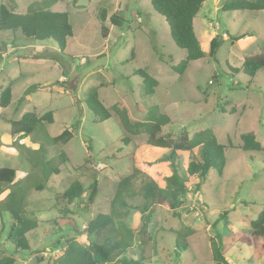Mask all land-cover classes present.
<instances>
[{
    "label": "rangeland",
    "instance_id": "obj_1",
    "mask_svg": "<svg viewBox=\"0 0 264 264\" xmlns=\"http://www.w3.org/2000/svg\"><path fill=\"white\" fill-rule=\"evenodd\" d=\"M35 1L40 0H16V4L0 0V4L25 12ZM225 1L205 0L194 17V32L204 56L189 61L182 73L172 66H177L186 52L175 44L167 22L154 11L150 0H56L49 9L66 11L73 28L62 51L52 39L36 40L19 30L0 31V87L7 79L17 77L9 105L0 108V167L14 168L15 180L33 176L34 169L17 145L20 142L37 148L38 142L30 136L11 137L9 130V122L24 112L42 115L51 111L53 121L44 122L49 136L65 127L71 131L66 143L46 146L47 158L65 153L67 161L60 165L59 173L50 176L43 190L30 187L26 191V209L39 224L26 235L29 251H22L14 264H57L65 240L73 236L81 243L86 239L111 240L108 229L75 234L70 226L54 222L60 218V208L64 207L61 195L71 181L79 179L88 186L97 180V193L88 210L83 207L88 192L68 205V216L80 230L98 213H107L117 181L133 164L140 170L134 180L136 189L150 178L164 185L171 166L168 161L157 160L170 150L149 143L144 130L136 135L124 131L112 109L114 105L125 108L131 121L148 120L147 112L155 106L170 118L157 135L177 137L185 130L192 136L209 129L225 146L222 173L209 170L200 192L188 195L186 204L178 209L179 217L166 204H153L142 220V197L128 201L131 207L126 223L137 231L145 222V232L142 239L136 237L126 256L140 260V264H213L210 239L218 234L232 264H264V237L251 236V245L241 240L252 231L250 222L264 207V69L250 78L240 68L245 56L262 51L264 10H222ZM103 8L105 21L100 19ZM112 15L125 22L121 26L112 24ZM102 23L109 28L106 37L101 33ZM212 37L220 40L216 60L208 54ZM137 69L156 79L151 94H145L142 78L134 73ZM45 81L48 86L35 88L28 98L19 101L28 86L40 84L37 82L46 85ZM95 90L110 111V117L102 121L85 103L88 93ZM247 132L255 135L261 150L238 148L240 135ZM123 136H129L130 141H122ZM177 154L179 171L185 175L191 159H202L200 147ZM8 191L5 189L0 200ZM224 210L228 211L230 235L224 220L212 225ZM11 222L7 212L0 216L3 255L13 251L6 240ZM188 228L192 232L185 238L187 247L177 256L175 231L186 232Z\"/></svg>",
    "mask_w": 264,
    "mask_h": 264
},
{
    "label": "trees",
    "instance_id": "obj_2",
    "mask_svg": "<svg viewBox=\"0 0 264 264\" xmlns=\"http://www.w3.org/2000/svg\"><path fill=\"white\" fill-rule=\"evenodd\" d=\"M15 3V0H12ZM205 0H150L151 6L155 12L164 17L169 26L170 36L175 44L183 48L186 52L185 58L177 65L172 66L175 71L183 72L189 61L199 59L204 56L199 40L194 32L193 19L201 8ZM56 0H40L28 5L25 12L20 13L9 8L7 4H0V31L19 30L21 34L32 37L36 40H54L62 51L67 39L73 35V28L69 21L66 11H53L49 7ZM16 4V3H15ZM260 10L264 9V0H226L222 4V10ZM106 10L103 8L100 12V19L105 21ZM112 24L121 26L125 20L112 15L110 18ZM102 36L106 37L108 27L101 24ZM242 34L237 36L240 38ZM220 47L218 37H212L209 41L208 54L216 60L217 52ZM241 71L246 76L253 78L259 69H264V44L262 51L257 54L245 56L241 63ZM135 74L142 78L145 94H151L156 85V79L150 76L143 69H137ZM46 85L32 84L26 88L22 101L28 96V93L35 88L45 87ZM11 100V87L7 85L0 91V108L9 105ZM85 103L99 121L110 117L109 109L99 99L97 91L89 92ZM112 109L118 114L121 126L129 135H136L141 130L148 134V142L162 149H169L170 152L157 161H168L171 170L164 176V185H160L154 179H148L139 188H135L134 180L140 173L138 167L134 164L126 175L122 176L116 183L115 192L109 202L107 213H98L93 219L89 220L87 225L80 230L76 221L68 216L71 205L76 200H80L86 192L87 203L83 206L88 210L90 202H93L97 193V180L85 186L83 181L75 179L69 183L63 191L61 197L64 207L60 208V218L54 220L55 223L70 226L75 234L81 232L92 234L102 229H108L111 234V240L106 242H97L86 239L84 243L79 242L74 236L65 240V248L62 254L57 258V264H140V260L129 258L126 252L133 246L136 237L142 239L145 232V222L138 226L137 231L131 228L125 221L128 214L130 199L141 196L143 201L139 206L141 219L144 220L146 213L153 204H166L174 216H180L178 209L186 204L188 195L199 193L202 183L206 180L210 169H216L220 175L225 166V146L217 142L215 135L209 129H203L189 136L187 131L182 130L181 134L173 137L172 134L157 135L161 127L170 121L169 116L159 113L155 106L148 111V120L131 121L127 110L116 105ZM53 116L51 111L42 115H37L34 111L24 112L19 119L11 120L10 136L17 138L32 137L33 142H38L37 148H31L23 143L17 145L19 149L25 152L26 160L34 169L33 176L27 174L22 179L15 180L16 170L12 167H0V195L9 189L4 198L0 200V216L7 212L12 222L9 226L6 240L12 245L13 251L3 255L0 250V264H14L22 251H29L27 233L34 230L39 220L28 213L25 204L26 191L33 187L37 191L44 189L47 181L52 174H58L60 165L67 161L65 153L60 151L57 158H47V145L64 144L71 138V131L68 127L55 135L49 136L45 133L44 122L51 123ZM16 141V140H15ZM122 141L128 143L129 136H123ZM240 147L242 150L259 151L262 146L253 133L247 132L240 135ZM14 146V144H13ZM200 147L201 161L191 159L186 167V175L179 171L177 163V151H192L193 148ZM90 144L88 145V149ZM197 176V178H193ZM78 206V203H77ZM228 211L219 213L218 218L213 222L215 227L221 220H224L223 226L230 235L227 223ZM252 231L247 237H241L251 245V236L264 237V207L259 211L255 219L250 222ZM189 229V228H188ZM192 232L189 229L186 232L175 231V254L180 255L187 247L185 238ZM220 235L215 234L211 241V257L213 264H232L225 256V247L222 246ZM116 259V260H115Z\"/></svg>",
    "mask_w": 264,
    "mask_h": 264
},
{
    "label": "crops",
    "instance_id": "obj_3",
    "mask_svg": "<svg viewBox=\"0 0 264 264\" xmlns=\"http://www.w3.org/2000/svg\"><path fill=\"white\" fill-rule=\"evenodd\" d=\"M15 1H16V0H15ZM204 2H205V1H204ZM204 2H203V3H204ZM15 3H17V2H15ZM200 10H201V8H200ZM200 10H199L198 12H200ZM260 10L262 11V10H264V9H260ZM198 12H197V13H198ZM20 13H23V12H20ZM201 23H202L203 25H205V24H204V20H203V16L201 17ZM108 30H109V28H108ZM12 49H13V47H11L10 49H6V53H7V52H10V50H12ZM22 60H25V59H22ZM38 60H41V59H38ZM16 78H17V77L14 76V77H12V78H10V79H7V81H5V82L3 81V82H4V83H3V86L0 87V91H1L4 87H6L7 85H10V87H11V99H12V97H13L14 84H15ZM37 83L42 84V82H37ZM47 83H48V82H46V81L44 82V84H47ZM20 97H21V96H19V98H20ZM28 97H29V96H28ZM28 97H27V98H28ZM19 98H18V99H19ZM10 101H11V100H10ZM17 101H18V100H17ZM9 125H10V123H9ZM5 195H6V194H5Z\"/></svg>",
    "mask_w": 264,
    "mask_h": 264
}]
</instances>
